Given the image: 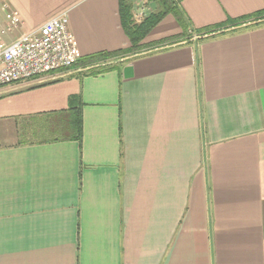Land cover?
Segmentation results:
<instances>
[{"label": "crops", "instance_id": "0c3cea01", "mask_svg": "<svg viewBox=\"0 0 264 264\" xmlns=\"http://www.w3.org/2000/svg\"><path fill=\"white\" fill-rule=\"evenodd\" d=\"M174 1L192 27L245 20L0 86V264H264V0ZM120 5L0 0V30L68 13L81 57L129 48ZM181 33L170 12L142 43Z\"/></svg>", "mask_w": 264, "mask_h": 264}, {"label": "built area", "instance_id": "2783aa9c", "mask_svg": "<svg viewBox=\"0 0 264 264\" xmlns=\"http://www.w3.org/2000/svg\"><path fill=\"white\" fill-rule=\"evenodd\" d=\"M136 21L147 14L149 0H135ZM17 13L10 15V27L18 25ZM0 30V86L38 75L73 67L81 58L76 38L70 31L68 13L47 20L38 29L25 33L10 43Z\"/></svg>", "mask_w": 264, "mask_h": 264}, {"label": "trees", "instance_id": "16d2710c", "mask_svg": "<svg viewBox=\"0 0 264 264\" xmlns=\"http://www.w3.org/2000/svg\"><path fill=\"white\" fill-rule=\"evenodd\" d=\"M120 13L123 27L126 34L129 36L132 45L129 48L116 49V50H102L89 55H85L79 59L76 65H80L87 68L85 72L99 73L108 69L118 67V64L127 59L128 56H132L141 52L144 48L150 49L157 46H163L166 44L178 43V42H190L195 35H199L196 39H202L205 35L209 34H225L234 25L240 24L245 20V17L227 19L224 25H210L205 27H192L188 18L185 16L183 10L174 0H159L160 6L157 10L151 11L146 14L141 21H136L133 16V4L129 0H120ZM174 14L180 26L182 27V33L177 37H171L164 40H160L151 45H145L142 43L144 38L156 27V25L164 18L168 13ZM260 13H254L248 15V19H259L264 17V10ZM255 15V16H254ZM247 18V17H246ZM263 22V21H261ZM258 25V21L255 23ZM73 100V98L71 99ZM80 108V107H78ZM78 130L79 138H82V117L78 112Z\"/></svg>", "mask_w": 264, "mask_h": 264}, {"label": "rangeland", "instance_id": "374dc122", "mask_svg": "<svg viewBox=\"0 0 264 264\" xmlns=\"http://www.w3.org/2000/svg\"><path fill=\"white\" fill-rule=\"evenodd\" d=\"M196 36H199V35H196ZM21 139H24V137H20Z\"/></svg>", "mask_w": 264, "mask_h": 264}]
</instances>
